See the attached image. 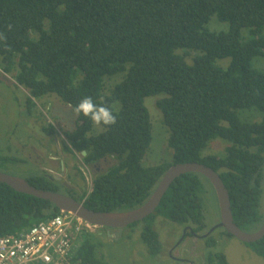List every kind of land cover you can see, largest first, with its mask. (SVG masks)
Wrapping results in <instances>:
<instances>
[{"label": "trees", "instance_id": "trees-1", "mask_svg": "<svg viewBox=\"0 0 264 264\" xmlns=\"http://www.w3.org/2000/svg\"><path fill=\"white\" fill-rule=\"evenodd\" d=\"M213 15L227 21L228 30H209ZM0 33L6 37L0 41V70L29 100L55 94L73 109L91 97L117 117L115 125L105 126L80 114L75 128L64 131V150L85 151L84 165L115 160L94 173L90 191L81 194L87 208H136L170 165L197 162L219 173L240 229L263 222L264 71L253 61L264 58V0H0ZM226 57L225 67L217 62ZM151 95H160L156 105L172 158L143 166L151 141L144 98ZM251 110L259 112L257 120L241 116ZM215 139L226 142L223 154H203ZM200 176L176 177L155 211L128 225H141L149 254L161 251L157 214L197 231L204 227ZM27 180L58 191L44 174ZM57 213L51 202L0 182V236ZM93 238L90 231L82 233L74 257L81 264H108L96 256ZM244 243L264 259V235ZM205 244L214 246V237ZM208 260L229 264L220 251Z\"/></svg>", "mask_w": 264, "mask_h": 264}, {"label": "rangeland", "instance_id": "rangeland-1", "mask_svg": "<svg viewBox=\"0 0 264 264\" xmlns=\"http://www.w3.org/2000/svg\"><path fill=\"white\" fill-rule=\"evenodd\" d=\"M206 26L211 31L228 30L229 23L213 15ZM229 61L228 57L217 60L224 67ZM253 66L264 71V58L256 57ZM159 96L151 95L144 98L151 122V141L142 160L143 166L154 165L172 158V149L167 144L168 129L156 105ZM29 101L31 100L25 89L14 82L9 74L0 70V171L23 179L33 174H51L48 171H52L54 175L59 176L57 185L60 193L67 194L65 185L72 186L75 194L88 191L93 176L90 166L82 163L80 152L74 151V154H71L64 150L67 143L64 142L63 132L72 131L75 118L71 119L68 126L63 125L62 122L65 124L68 121L73 109L55 94L34 98L31 104H28ZM241 116L257 120L260 114L251 110L242 112ZM50 123L56 128L54 131L52 126V130L56 132L54 136L59 143L58 151L54 146L55 139L42 129ZM226 145L224 140L215 139L203 150V154L222 155ZM114 161L113 158L107 157L95 163V167L102 171ZM200 180L204 225L208 231L219 221L218 202L211 183L204 176H200ZM260 212L264 217V193ZM261 223L262 221L247 225L245 230L252 232ZM140 228L141 225L138 223L125 227L123 238L117 236L116 241L103 237L96 227L93 228L90 231L94 234L91 242L96 244V256L103 258L108 264H187L178 262L182 260L181 256L193 264H215L214 261L208 260L209 253L220 251L229 264H264L262 257L255 254L244 242L234 236L226 235L221 227L211 233L210 236L214 237L215 244L209 247L202 238L181 239L183 232L181 224L157 214L154 228L161 242V251L156 255H151L147 251L140 238Z\"/></svg>", "mask_w": 264, "mask_h": 264}, {"label": "water", "instance_id": "water-1", "mask_svg": "<svg viewBox=\"0 0 264 264\" xmlns=\"http://www.w3.org/2000/svg\"><path fill=\"white\" fill-rule=\"evenodd\" d=\"M82 154L85 155V151H82ZM187 172L201 174L213 186L219 210V221L215 224L216 227H222L227 233L246 243L254 242L264 235V220L257 230L252 232L245 231L238 227L233 220L228 191L219 173L197 162H184L170 165L163 173L149 198L140 206L124 211H95L87 208L83 200L75 199L70 195L62 194L57 191L39 189L27 179L8 175L1 171L0 182L5 183L18 192L47 200L57 207L59 211L74 214L94 226L113 229L112 232L115 235L113 236L116 238V235L122 234L125 227L141 221L146 216L153 213L160 203L161 197L173 180L179 175ZM56 179H58V177ZM214 228H211L210 231Z\"/></svg>", "mask_w": 264, "mask_h": 264}, {"label": "built area", "instance_id": "built-area-1", "mask_svg": "<svg viewBox=\"0 0 264 264\" xmlns=\"http://www.w3.org/2000/svg\"><path fill=\"white\" fill-rule=\"evenodd\" d=\"M94 226L59 211L15 233L0 236V264H81L74 252L80 235Z\"/></svg>", "mask_w": 264, "mask_h": 264}, {"label": "flooded vegetation", "instance_id": "flooded-vegetation-1", "mask_svg": "<svg viewBox=\"0 0 264 264\" xmlns=\"http://www.w3.org/2000/svg\"><path fill=\"white\" fill-rule=\"evenodd\" d=\"M15 82V81H14ZM67 106H70L69 104H67V103H65ZM70 117L68 118V121L67 122H65V124L62 122V124L63 125H69L70 124V122H71V119L72 118H75V120H74V125H73V129L75 128V125H76V116H77V114H75L74 112H70V115H69ZM46 123V122H45ZM49 125H51V126H53V130L55 131V126L52 124V123H50ZM49 125L47 124V127H42V129H45V131L46 132H49L47 135H50V136H52L54 139H55V141H54V146L55 147H57V151H58V147H59V143H58V141L56 140V138H55V136L54 135H56V132H54L53 130H49L48 129V127H49ZM60 126V125H59ZM61 127V126H60ZM72 129V130H73ZM64 131H67V130H64ZM63 136H64V132H63ZM64 142L65 143H67V139H66V137L64 136ZM49 148H50V146H48ZM81 153V155H83L82 154V151L80 152ZM107 158V157H106ZM106 158H103V159H101V160H105ZM100 160V161H101ZM61 164H62V161H61ZM90 166V168H91V170H92V172L91 173H97L98 171H101V170H99V168H97V167H95V163H93V164H91V165H89ZM48 172H50L51 174H48V173H43L44 175H46L48 178H50L51 180H53V181H55V182H57V180L59 179V176H56V175H54L53 174V172L52 171H48ZM55 177V178H54ZM58 177V179H56ZM65 184V183H64ZM66 186V191H67V194L66 195H70V196H72V197H74L75 199H79V200H82V199H80V196H81V194H75L74 192V189L72 188V186H68V185H65ZM90 189H91V186H90ZM90 189L88 190V191H90ZM87 191V192H88ZM57 192H59V191H57ZM219 211V210H218ZM94 226V225H93ZM97 228L98 230H99V232H100V234H103V237H105V238H110V239H113V240H117L114 236V233L112 232V230L113 229H109V228H105V227H99V226H94L93 228ZM215 227V228H214ZM218 227H220V226H218ZM218 227H216V225H214L213 227H211V228H214L212 231H210V229L207 231V229L205 228V225H204V227L202 228V229H200L199 231H197V230H195L194 228H196L194 225H188V224H184V225H181V228H183V232H182V236H181V239H186V238H189V237H193V238H202L204 241L206 240V238L208 237V236H210L211 235V233L216 229V228H218ZM92 228V229H93ZM222 228V227H221ZM92 229H90L89 231H92ZM257 230V229H256ZM201 231V233H199ZM210 231V232H209ZM225 231V230H224ZM255 231V230H254ZM114 235V236H113ZM117 236H119V237H122V236H124V233H123V231H122V234L121 235H116V237ZM183 239V240H184ZM182 240V241H183ZM180 243V242H179ZM179 243H178V245L177 246H179ZM176 246V247H177ZM172 255V254H171ZM181 258H182V260H180V261H178V262H183V263H187V264H193V262L192 263H190V261L187 259V258H184V257H182L181 256ZM173 261L175 262V259H173Z\"/></svg>", "mask_w": 264, "mask_h": 264}, {"label": "clouds", "instance_id": "clouds-1", "mask_svg": "<svg viewBox=\"0 0 264 264\" xmlns=\"http://www.w3.org/2000/svg\"><path fill=\"white\" fill-rule=\"evenodd\" d=\"M11 27V25H8L9 30H11ZM5 39V35L0 33V41ZM73 112L77 115L83 114V116L90 118L96 125L111 126L117 123V117L113 114L112 109L102 104L98 105L94 103L91 97L82 98L73 108Z\"/></svg>", "mask_w": 264, "mask_h": 264}, {"label": "crops", "instance_id": "crops-1", "mask_svg": "<svg viewBox=\"0 0 264 264\" xmlns=\"http://www.w3.org/2000/svg\"><path fill=\"white\" fill-rule=\"evenodd\" d=\"M122 238H123V236H122Z\"/></svg>", "mask_w": 264, "mask_h": 264}]
</instances>
